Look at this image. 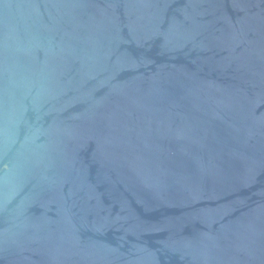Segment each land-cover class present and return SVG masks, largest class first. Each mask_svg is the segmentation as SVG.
Here are the masks:
<instances>
[{"label": "water", "instance_id": "95a60500", "mask_svg": "<svg viewBox=\"0 0 264 264\" xmlns=\"http://www.w3.org/2000/svg\"><path fill=\"white\" fill-rule=\"evenodd\" d=\"M0 264H264V0H0Z\"/></svg>", "mask_w": 264, "mask_h": 264}]
</instances>
